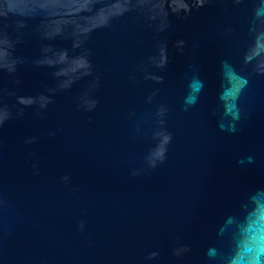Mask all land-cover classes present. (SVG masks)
I'll use <instances>...</instances> for the list:
<instances>
[{
    "label": "water",
    "instance_id": "water-1",
    "mask_svg": "<svg viewBox=\"0 0 264 264\" xmlns=\"http://www.w3.org/2000/svg\"><path fill=\"white\" fill-rule=\"evenodd\" d=\"M0 264H264V0H0Z\"/></svg>",
    "mask_w": 264,
    "mask_h": 264
}]
</instances>
